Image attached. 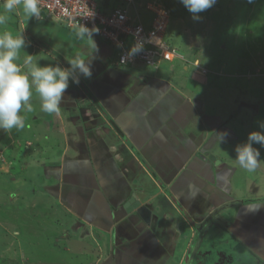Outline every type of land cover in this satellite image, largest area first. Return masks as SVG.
<instances>
[{
  "label": "crops",
  "instance_id": "obj_1",
  "mask_svg": "<svg viewBox=\"0 0 264 264\" xmlns=\"http://www.w3.org/2000/svg\"><path fill=\"white\" fill-rule=\"evenodd\" d=\"M67 31L62 56L36 46L28 32L20 52L30 53L38 66L69 70L68 58L78 50L91 61V78L74 73L80 82L70 79L59 114H37L31 124L46 138L62 123L64 147L56 162L62 175L42 182L52 193L62 180L57 199L104 240L106 257L97 264H204L213 252L208 240L227 233L264 264V168L261 163L250 172L235 159L249 131H262L252 118L261 116V108L242 102L226 112L212 103L210 82L189 67L183 75L174 63L120 66L115 50L97 35L99 51L93 52L87 38ZM34 106L42 110L40 98ZM253 147L262 161L260 145ZM142 207L151 212L150 223L139 213Z\"/></svg>",
  "mask_w": 264,
  "mask_h": 264
},
{
  "label": "rangeland",
  "instance_id": "obj_2",
  "mask_svg": "<svg viewBox=\"0 0 264 264\" xmlns=\"http://www.w3.org/2000/svg\"><path fill=\"white\" fill-rule=\"evenodd\" d=\"M141 1L157 2L170 14L168 37L183 56V60L174 62L176 74L181 71L184 75L186 66L191 74L203 69L206 74H197L212 85V103L221 105L229 113L237 110L242 102L255 105L261 108V116H252L253 128L264 123V0H217L210 9L195 14L198 19H194L181 0ZM15 11L25 17L22 6L7 13L8 20L6 25H0V33L7 30L13 36L22 33L25 37L28 32L35 38L36 46L53 47L62 56L66 48L62 39L71 36L64 24L48 18L23 20ZM141 15L149 20L153 17L143 9ZM73 36L78 39L76 34ZM27 54L30 53L20 52L15 61L25 72L29 69L23 65L22 58ZM38 99L33 90V110L20 113L28 126L8 133L0 129V264H97L106 257L104 240L78 223L76 216L57 199L62 180L59 185L56 183L58 191L52 188L55 189L52 193L42 182L54 183L62 175V167L56 162L62 160L59 150L64 145L59 136L63 129L61 122L56 129L60 134L46 132V138L32 126L37 114L43 118L46 113L34 106ZM33 135L36 141H31ZM260 148L264 152V147ZM72 173L76 175L77 171ZM260 174L255 175L260 177ZM227 241L230 244L222 245ZM208 242L213 252L204 264H263L228 233L222 239L213 238ZM192 264L197 262L193 260Z\"/></svg>",
  "mask_w": 264,
  "mask_h": 264
},
{
  "label": "clouds",
  "instance_id": "obj_3",
  "mask_svg": "<svg viewBox=\"0 0 264 264\" xmlns=\"http://www.w3.org/2000/svg\"><path fill=\"white\" fill-rule=\"evenodd\" d=\"M183 5L194 14V19L199 17L195 14L210 9L217 0H181ZM251 2V0H249ZM22 6L24 16L42 19L40 0H4L3 13L0 14V25H6L7 13ZM96 29H89L84 25H77L76 35L80 39L85 37L90 42L93 52H98V45L93 39V32ZM26 46V39L22 33L13 36L10 31L0 33V129L10 132L12 129L20 130L25 127V117L20 113L31 112L33 90L39 95L40 106L46 113L60 112V105L71 82L79 84V79L74 76L78 70L85 78H91V61L85 58L84 53L76 51L71 58H68L70 70L60 66H38L33 63L34 57L26 55L25 65H31L28 72L22 70L21 66L15 63L20 50ZM142 45L138 43L133 46L129 55L135 54ZM34 86V89H33ZM264 129V123L260 124ZM228 133L217 135L219 142H223ZM253 144L264 147V131H252L249 133L247 142L238 145L235 149L238 165L247 170L255 171L261 166V153ZM190 185V189H191Z\"/></svg>",
  "mask_w": 264,
  "mask_h": 264
},
{
  "label": "built area",
  "instance_id": "obj_4",
  "mask_svg": "<svg viewBox=\"0 0 264 264\" xmlns=\"http://www.w3.org/2000/svg\"><path fill=\"white\" fill-rule=\"evenodd\" d=\"M4 0H0V8ZM41 13L53 22L64 24L69 29L84 25L96 29L93 34L110 45L120 66L159 69L183 56L168 37L170 14L157 2L139 0H40ZM150 12L151 20L145 19L141 11ZM142 47L129 55L133 46ZM197 64V63H195ZM196 73L206 74L203 69Z\"/></svg>",
  "mask_w": 264,
  "mask_h": 264
},
{
  "label": "water",
  "instance_id": "obj_5",
  "mask_svg": "<svg viewBox=\"0 0 264 264\" xmlns=\"http://www.w3.org/2000/svg\"><path fill=\"white\" fill-rule=\"evenodd\" d=\"M139 213L143 216V218L146 220L147 223L151 222V212L146 207H142Z\"/></svg>",
  "mask_w": 264,
  "mask_h": 264
},
{
  "label": "trees",
  "instance_id": "obj_6",
  "mask_svg": "<svg viewBox=\"0 0 264 264\" xmlns=\"http://www.w3.org/2000/svg\"><path fill=\"white\" fill-rule=\"evenodd\" d=\"M0 9H2V7Z\"/></svg>",
  "mask_w": 264,
  "mask_h": 264
}]
</instances>
